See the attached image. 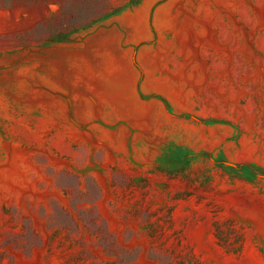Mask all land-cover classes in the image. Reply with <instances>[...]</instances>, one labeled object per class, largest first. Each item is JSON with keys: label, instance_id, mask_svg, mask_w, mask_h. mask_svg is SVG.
I'll return each instance as SVG.
<instances>
[{"label": "rangeland", "instance_id": "obj_1", "mask_svg": "<svg viewBox=\"0 0 264 264\" xmlns=\"http://www.w3.org/2000/svg\"><path fill=\"white\" fill-rule=\"evenodd\" d=\"M0 264H264V0H0Z\"/></svg>", "mask_w": 264, "mask_h": 264}]
</instances>
